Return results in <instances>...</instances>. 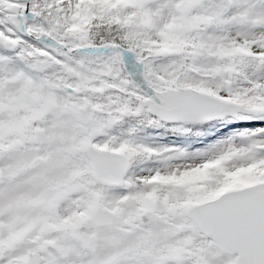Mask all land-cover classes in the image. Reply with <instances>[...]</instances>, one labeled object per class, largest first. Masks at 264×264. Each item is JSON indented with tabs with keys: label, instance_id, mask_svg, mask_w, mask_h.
Listing matches in <instances>:
<instances>
[{
	"label": "snow or ice",
	"instance_id": "snow-or-ice-1",
	"mask_svg": "<svg viewBox=\"0 0 264 264\" xmlns=\"http://www.w3.org/2000/svg\"><path fill=\"white\" fill-rule=\"evenodd\" d=\"M0 264H264V0H0Z\"/></svg>",
	"mask_w": 264,
	"mask_h": 264
}]
</instances>
